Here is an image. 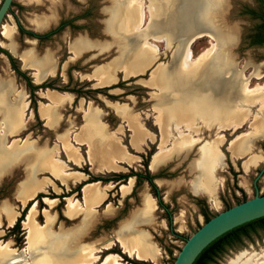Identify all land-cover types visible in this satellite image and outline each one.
I'll return each mask as SVG.
<instances>
[{"label":"rangeland","instance_id":"obj_1","mask_svg":"<svg viewBox=\"0 0 264 264\" xmlns=\"http://www.w3.org/2000/svg\"><path fill=\"white\" fill-rule=\"evenodd\" d=\"M132 3L138 4L135 0H18L4 27L7 32L0 35V158H6L8 167L0 174V243L14 252L6 263L0 264H23L24 260L31 263L41 250H50L52 238L73 231H81L82 236L76 247L101 249L95 250L99 260L92 264H100L108 253L120 257L121 264H173L185 240L205 222L206 215L212 217L254 196V180L264 165V108L259 109L255 102L249 110H242L247 119L233 130L218 127L227 124L228 118L212 116L202 108L226 104L235 110L243 103L251 105L254 99L243 93L244 83L252 87L264 84V45L246 47L242 42L244 35L254 33L260 22V2L146 0L151 14H146V23L140 29L136 28L137 22L130 23L125 12ZM41 22L43 25L36 27ZM61 23H65L63 27ZM19 26L25 32L20 33ZM51 30L55 32L42 40L26 33L43 35ZM202 31L213 37L204 36L191 43V38ZM158 36L165 42H155L159 49L155 54L143 39L154 41L153 37ZM211 41L217 46L202 63L187 64L190 69L182 67L186 45L196 57L211 46ZM145 47L151 50L146 62ZM9 54L33 84L53 80L52 87L36 89L30 96L27 81L17 75ZM45 58L51 60L48 68L53 71L39 79L41 70L46 68L42 66ZM125 66L129 72L135 69L137 75L127 76L122 68ZM100 74L113 81L106 85L99 82L96 77ZM222 87L234 91L225 102L216 90ZM57 93L63 102L60 106L52 104L49 97ZM9 109L24 121L17 131L3 124L2 113ZM159 110L161 118L168 120L167 139L168 133L159 127ZM48 112L55 114L56 123L45 118ZM179 116L189 124V130L180 124L182 133L196 138L193 149L174 153L155 170L153 155L161 143L164 148L173 147L179 132L171 126L179 121ZM218 135L223 136V142L218 146V160L212 169L217 185L214 202L206 192L195 191L193 185L201 174L198 167L202 150ZM105 139L113 141L129 157L127 161L115 158L116 153L110 156L117 159V170L98 169L94 163L97 159L91 163L96 153L98 158L103 153ZM134 139L136 145L132 143ZM24 143L33 145L37 153L54 155L61 167L80 176L63 183L47 162L34 171V159L6 156L12 145L22 148ZM232 145L238 150V158L232 153ZM253 157H258L257 162L246 169L244 164ZM148 172L157 191L146 178ZM121 175L128 177L119 180ZM96 178L101 179L94 181ZM32 182L39 188L25 201L21 189ZM93 182H98L106 195L88 207L84 187ZM122 184L126 187L121 188ZM256 185L264 194V172ZM39 193L44 197L37 199ZM69 200L79 206L75 216L68 212ZM29 202L32 204L26 208ZM34 204L32 220L36 233L50 232L44 245L35 240L30 245L27 240L26 219ZM148 204L152 205L148 219L134 222L132 216L144 212ZM4 207L16 212L13 225L23 216L18 231H11L13 225L2 212ZM121 232L145 239L148 246L152 245L153 258L142 260L128 255L117 240ZM109 242L113 243L111 247L104 249L102 246ZM252 256L257 258L255 264L264 263V228L225 247L209 264H229Z\"/></svg>","mask_w":264,"mask_h":264},{"label":"bare ground","instance_id":"obj_2","mask_svg":"<svg viewBox=\"0 0 264 264\" xmlns=\"http://www.w3.org/2000/svg\"><path fill=\"white\" fill-rule=\"evenodd\" d=\"M135 1L138 2V4L132 3V5L130 7H128V11H125V12L129 15L130 23L133 24V23L137 22L136 28L140 29L142 27V25H144L146 23V20H147L146 14L148 12H149V14H151V6H150V4H146V0H135ZM43 23L44 22L36 23L35 25H36V27H41L43 25ZM6 32H7V30L5 29L3 31V33H6ZM204 36H207L209 38L213 37L208 31H202V32L194 35V37L191 38L190 42L192 43L193 41H196L197 39L202 38ZM143 40H144L145 44H148L149 47H151L153 49L155 54H157V52L159 51L158 46H157V44H155V42H165V39L163 37H160V36L153 37L154 41H151L148 38H145ZM210 44H211L210 47H207L206 49H204L196 57L193 56L192 48L189 45H186L183 48L184 50L182 52V57L184 59L182 67L185 69H190V67H186L187 64L197 65V64L202 63L205 60V58L207 57V54H209V52L214 50L217 46V44L213 41H211ZM150 51H151L150 49L145 47V53H146V55L144 57L145 62L147 60L148 61L150 60L149 56H148V52H150ZM152 53H151V55H152ZM50 64H51V60L49 58H45L43 60L42 66H44L46 68L45 69L42 68L43 71L41 70L39 79H41L45 74H49L50 72L53 71L51 68H48V66ZM218 67L220 68V66H218ZM122 68H123V72L127 76H131V74L137 73V71L135 69H133L132 71L129 72L130 69L128 70L127 66L122 67ZM220 69H222V67ZM227 74H229V72H227ZM153 76H154V74H153ZM105 77H107V76H105ZM105 77L100 74L96 78L99 82H101L105 85L110 84L113 81V80H111L109 78L107 79ZM257 78H260V75H257ZM210 86H213V84L211 83ZM216 90L219 93L220 98L223 99V101L224 100L226 101V99L230 98L234 92L231 87H227L226 89H225V87H222L219 89L216 88ZM243 93L245 95H251L252 100L254 99V102H252L251 105H246L244 103L240 104L241 107H239V108L237 107L235 110H233L234 115L232 116V118L228 119L229 120L228 123L227 124L226 123L220 124L218 126L220 129H222V130L232 129L233 130V129H237V128L241 127L245 123V120L247 119L246 114L242 110H246V108H248L247 110H249V108H251V106L255 105V102H258L259 109L264 108V84L258 83L252 87V86L248 85L247 83H244ZM58 94L59 93H57V95L54 94V95H50V96L48 95V96L50 97L52 104H56V105L60 106L63 104V102L59 98L60 95L58 96ZM226 106H227L226 104L225 105L220 104L217 107V104H209V106L205 105L202 109H203V111H206L209 114L211 113L212 116H216V117L225 119L226 118L225 114H227V111H225ZM208 110H210V111H208ZM180 112H183V111H180ZM2 114H3L2 115L3 116V120H2L3 124L9 125V127L13 128L14 131H17L18 129H20V127L23 126L24 121L22 122L21 115L17 114L14 110L9 109L7 112H5V113L3 112ZM164 114H166V112H164ZM161 116H162V111L159 110V117H157L158 122H159V127L162 130L164 129L163 131H166V133H168L167 131L169 129L168 128L169 126H167V123H166V121H168V120H165L166 119L165 117L161 118ZM180 116H182L181 113H180ZM180 116L176 117L177 118L176 120H179V121L174 123V125L171 126L172 129L179 132L178 135L176 137H174V142L172 144L173 145L172 148H174V150L171 151L172 148H170V149L164 148L162 146L163 143H161V145L159 144L160 149L158 148L159 150L153 155V160H152V168H154L155 170L159 164L164 163L167 160H169V158L174 153L179 154L181 152L189 151L194 145V141L196 140V138H192V137L189 138L184 133H182V130H181L182 126L180 124L184 123L183 127L186 126L187 130H189V124L183 120H180L181 119ZM45 118L48 120L49 123H52V124L56 123V121H57L56 116L53 112L45 113ZM258 120H259V117H258ZM191 121L193 123L194 120H191ZM166 126H167V128H166ZM138 127H140V126L138 125ZM142 128H144V127H142ZM138 130H140V129H138ZM257 130H259V129H257ZM145 132H147V131H145ZM136 135H138V132H136ZM169 135H170V133L167 134L166 139H167V137H169ZM84 136H86V135H84ZM139 136H141V135L139 134ZM100 137H102V136H100ZM222 137H223L222 135H218V137H216L215 141H213L212 143L206 144V146L203 148L202 153H201V158H200L201 161L199 162V167H198V169H200V171H201V174L199 175L196 183H194V185H193V188L195 191L206 192L207 194H209V197L214 202H216L214 193L216 191L217 185L215 183L216 180L214 179L212 169L215 167L217 160H218L217 159V156H218L217 151H218L219 144L223 142ZM237 137L232 139L229 142V144H233L234 140ZM137 138L138 137L135 136L136 140H137ZM135 139L132 142L134 145H136ZM78 140L81 144L85 143V141L77 139V141ZM103 142H104V145H103L104 149H103V153H100L101 154L100 158L101 159L105 158L106 161H104L103 159H102L104 161L103 163L101 162L102 160L98 161V159H100V158H98L99 153H96V152L95 153L97 155L95 154L96 156H93L94 158H92L93 160L91 161L92 164L96 163L98 165V169H103L105 171L117 170L119 168L118 167L119 165L118 166L116 165L117 162L114 164V161H116L117 159H120V160L122 159V160L128 161V158H129L128 155L125 152H122V150H120V148L118 146L114 145L113 141H109V140L105 139ZM140 145H142V144H140ZM15 146H16L15 144L12 145V149H9L10 151L7 152L8 155H6V156H9L11 154V155H15L17 157H21L22 160L32 161L34 159L33 160L34 164H35L34 165V171L39 170L40 164L43 165L44 163L47 162L48 167L51 170H54L56 177L60 178L63 181V183H68V181L71 180L72 178H74L76 176L77 177L80 176L77 173H76V176L71 175V172L69 173L66 169L61 167L60 164L57 162V160L54 158V155L49 156V154H46V153H39V152L37 153L35 151V149H33L34 147L31 144L24 143L22 148L15 147ZM115 153L117 156V157H115V158H117L116 160H115V158L110 157L111 155H113ZM232 153L234 155H238V150L236 147H234V145H232ZM4 159L6 160V158H4ZM4 159L2 157L0 158V161H3V163H0V174L2 171H5L8 167V163L6 161L4 162ZM95 159H97L98 162ZM130 159H132V158H130ZM74 160H76V159H74ZM94 160H95V162L93 163ZM257 160H258V157L251 158L249 161H247L244 164V167L247 169L250 164L256 163ZM72 162H73V159H72ZM77 163L75 161V164H77ZM96 169H97V167H96ZM44 184H45V182L43 181V185ZM37 185L38 184L32 182V184H27L24 186L23 189H21L22 190L21 192L24 194L23 198L25 199V201L29 200L33 196L35 190L39 188ZM108 185L110 186V184H108ZM125 187H126V185H124V184L121 185V188H125ZM40 188H43V186H41ZM105 195H106L105 192L103 191L102 187L98 184V182L88 183L84 187V196H85L86 204L88 207L94 206L93 203L100 201L101 199H103L105 197ZM71 200L68 201V212L71 216H75L79 213V209H78L79 206L74 204V202H76L75 199H74L75 200L74 202ZM48 201L53 202L54 200H52V201L48 200ZM34 211H35V204L32 205V207L30 208L28 215H27V219H26V225H27V229H28L27 230V234H28L27 240H28V243L30 245L32 244V242L34 240L37 241L38 244L44 245L48 241L47 239L50 236V234H49L50 232L44 231L41 233H36L35 228H34V223L32 220ZM2 212L5 213V215L7 216V220L9 222V225L12 226L14 221H15V218L17 216L16 212H13L12 210L8 209L7 207H4ZM151 212H152V205L148 204L145 207V211L142 213L139 212V213L134 214L132 216V220L136 223L147 220L148 215ZM85 223H87V220L85 221ZM88 225L89 224H87L86 226H88ZM120 234H121V236H118L117 240L120 242V244H121L120 246H122L124 248L123 250L125 252H127L128 255L133 256L136 259H142V260H146V259L154 256L152 249L150 248V246H152V245L149 244L150 246H148L144 241L145 239H143L141 236L136 235V236H134V238H132L130 234L126 235V234H124V232H121ZM79 237L82 238L81 231H73L69 234H65L61 238H56V237L52 238V240L50 242V250L49 251L41 250L39 257H36V259H34L31 263H27V261H25V260H24V263H23V261H22V263L23 264H92L94 262H97L99 260L98 259L99 255L95 254V252L96 251L99 252L101 249L100 248H93V246H89V245H82V246L76 247V242L79 240ZM111 244H113V243L109 242V243L104 244L102 247L104 249H109L111 247ZM6 247H7V244L3 245L2 243H0V263H6L10 259V256L12 255V253L14 252V251H11L9 249L7 250ZM115 255L111 254V253L106 254L104 259L101 261L100 264H121L119 262L120 257L117 259ZM256 259L257 258H254V256H252V257H249L248 259H246L244 261H241L240 259L234 260V261L230 262L229 264H255Z\"/></svg>","mask_w":264,"mask_h":264},{"label":"water","instance_id":"obj_3","mask_svg":"<svg viewBox=\"0 0 264 264\" xmlns=\"http://www.w3.org/2000/svg\"><path fill=\"white\" fill-rule=\"evenodd\" d=\"M17 2L18 0L1 1L0 35L11 17ZM263 172L264 165L254 180V196L218 212L205 221L185 240L173 264H192L199 253L213 240L237 226L264 216V194L259 193L256 185L258 178Z\"/></svg>","mask_w":264,"mask_h":264},{"label":"trees","instance_id":"obj_4","mask_svg":"<svg viewBox=\"0 0 264 264\" xmlns=\"http://www.w3.org/2000/svg\"><path fill=\"white\" fill-rule=\"evenodd\" d=\"M260 3V8H261V14L260 16H258L257 18L260 19V22L257 24L256 26V30L254 33L250 32L248 34H245L244 37L242 38V42L246 44V47H251V46H255V45H264V0H258ZM13 5V3H12ZM11 5V6H12ZM250 13H255L253 10H251ZM65 23H61L60 27H63ZM19 31L20 33L25 32L23 30V28L21 26H19ZM55 31L51 30L49 32H46L45 34L41 35H36L33 34L32 32H26L28 33L30 36H34L36 38H38V40H42L46 37H48L49 35H51L52 33H54ZM2 50V49H0ZM9 60L12 64L13 69L16 71L18 76H23L25 77L27 83V87L29 89L30 92V96L34 95V92L36 89L39 88H47V87H52V81H44L41 84L35 85L33 84L30 79L25 76V73L23 71H21L19 69V67L16 65L14 58L9 54L8 55ZM114 86H112L111 88H113ZM97 92L102 91V89L100 90H95ZM76 92L79 93V90H77ZM131 175H137L135 174H131ZM128 177V175H121L119 177L120 179H126ZM149 179V182L151 183V185L153 186V188L155 189V191H157L156 185L152 182V178L149 175L148 172V176H146ZM101 178H96L94 179V181H98ZM80 187V186H78ZM44 197L43 193H39L37 195V199ZM246 200V198H244L242 201ZM241 201V202H242ZM32 203L29 202L26 206L29 207ZM24 212V211H23ZM23 214V213H22ZM23 218V216L21 215L19 219L16 220L15 224L13 225V227L11 228V231H18V229L20 228V221ZM211 217L209 216H205V221L209 220ZM262 229L264 228V216L257 218L255 220L249 221L247 223H244L240 226H237L229 231H227L226 233L222 234L221 236H219L218 238H216L215 240H213L211 243H209L200 253L199 255L196 257V259L194 260V262L192 264H209L210 261H212L214 259V257L219 254L220 252H222L224 250V248L227 245H231L232 243H234V241L237 240H241L242 237H248L250 235V233L256 231L257 229Z\"/></svg>","mask_w":264,"mask_h":264},{"label":"crops","instance_id":"obj_5","mask_svg":"<svg viewBox=\"0 0 264 264\" xmlns=\"http://www.w3.org/2000/svg\"><path fill=\"white\" fill-rule=\"evenodd\" d=\"M228 107H229V106L227 105L226 110H225V111H227V114H225V117L229 119V118H232V115H231L232 112H231V111H232L233 109H230V108H228ZM230 110H231V111H230ZM237 156L239 157V155H236L235 157L238 158Z\"/></svg>","mask_w":264,"mask_h":264},{"label":"flooded vegetation","instance_id":"obj_6","mask_svg":"<svg viewBox=\"0 0 264 264\" xmlns=\"http://www.w3.org/2000/svg\"><path fill=\"white\" fill-rule=\"evenodd\" d=\"M263 167V166H262ZM262 176V175H261ZM147 178V177H146ZM147 180H149L148 178H147ZM241 240H237V241H234V243H232L231 245H227V246H233V244H237V243H239ZM226 246V247H227Z\"/></svg>","mask_w":264,"mask_h":264}]
</instances>
